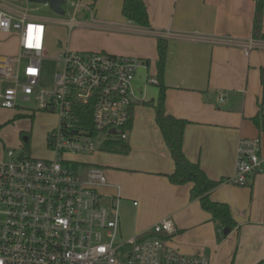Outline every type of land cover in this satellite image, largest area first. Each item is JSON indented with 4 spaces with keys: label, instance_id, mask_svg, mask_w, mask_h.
Wrapping results in <instances>:
<instances>
[{
    "label": "crops",
    "instance_id": "0c3cea01",
    "mask_svg": "<svg viewBox=\"0 0 264 264\" xmlns=\"http://www.w3.org/2000/svg\"><path fill=\"white\" fill-rule=\"evenodd\" d=\"M81 2L79 10L92 20L77 21L89 29L80 46L139 57L148 67L138 71L135 81L143 101L132 108L129 153H111L110 161L98 164L87 158L90 155L74 157L103 168L108 182L121 186L120 215L125 198L136 200L130 209L133 234L148 235L155 223L170 218L176 228L170 242L185 255H204L209 264H264V174L251 176L246 185L227 182L235 173L238 140L256 135L262 140L264 134L252 120L264 115L260 77L264 37L253 36L256 0H144L150 28L123 16V0ZM159 38L168 44L166 112L188 121L184 131L188 159L198 162L210 179L221 181L210 196L231 207L237 225L228 234L198 199H191V183L169 181L175 162L155 109L146 104L159 96V86L151 82L157 80ZM149 84L157 94L149 88L153 94L144 97ZM100 191L107 197L117 193L111 186Z\"/></svg>",
    "mask_w": 264,
    "mask_h": 264
},
{
    "label": "built area",
    "instance_id": "2783aa9c",
    "mask_svg": "<svg viewBox=\"0 0 264 264\" xmlns=\"http://www.w3.org/2000/svg\"><path fill=\"white\" fill-rule=\"evenodd\" d=\"M31 1L0 0V33L18 46L17 55H0V108L54 113L58 123L48 133L53 158L0 143V264H209L206 256L185 255L171 244L170 218L148 235L123 240L121 186L110 184L103 168L74 157L99 151L108 139L127 140L132 108L143 101L135 81L147 62L67 49L52 59L58 69L43 84L47 26L30 13ZM75 6L70 28L81 3ZM256 174H264L262 140L241 137L227 182L246 185ZM103 186L117 193L107 197Z\"/></svg>",
    "mask_w": 264,
    "mask_h": 264
},
{
    "label": "rangeland",
    "instance_id": "374dc122",
    "mask_svg": "<svg viewBox=\"0 0 264 264\" xmlns=\"http://www.w3.org/2000/svg\"><path fill=\"white\" fill-rule=\"evenodd\" d=\"M78 3H82L81 0H67L63 4L65 14L60 15L52 10L50 5H46L42 2H29L31 9L30 13L35 17L46 20L48 36L45 59L42 62L43 84H50L52 82L53 75L58 69V63L52 59L56 58L61 52L67 49L79 52L94 50L86 46H80L83 43L82 41L89 37L87 36V32H89L87 30L89 29L83 28L80 24H76L73 28H70L67 24V22L74 17L76 11L75 4ZM79 9L78 14H76L77 21L92 20L91 17L86 18ZM17 54V39L5 37L0 33V55L9 56ZM149 88L154 90L157 94V88L153 84H149L148 88H144V97L147 94L150 96L151 92L153 94V91L150 92ZM57 123L58 117L54 113L43 111L28 112L22 109L19 111L17 108H0V143L4 144L7 148L21 149V147H23L24 151L26 150L27 153L34 157L53 158L54 154L48 150V133ZM257 137H259V135L248 138ZM262 143L264 145V134H262ZM109 154H111V152H96L87 158L96 164L99 162L106 163L110 161V158L113 156ZM134 201L136 200H134L133 197L125 198V202H123L121 206L122 222L120 227L123 240L135 235L131 232L134 215L132 210H130Z\"/></svg>",
    "mask_w": 264,
    "mask_h": 264
},
{
    "label": "trees",
    "instance_id": "16d2710c",
    "mask_svg": "<svg viewBox=\"0 0 264 264\" xmlns=\"http://www.w3.org/2000/svg\"><path fill=\"white\" fill-rule=\"evenodd\" d=\"M94 2L96 0H93ZM122 14L133 23L150 28L149 17L144 0H123ZM264 1L256 0V10L254 14L253 36L254 38L264 37L263 32ZM167 40L159 38L157 42L158 60L157 85L159 86V96L157 100L146 102L155 109L156 121L169 148L171 156L175 162V170L168 175L169 181L175 185L192 184L190 190L191 199H198L202 208L212 215V220L218 223L223 229L228 227L233 229L237 223L233 217L229 204L211 199V191L221 183L210 179L198 162L188 159L184 151V131L188 124L185 119H180L166 112L164 101L166 86L164 85V73L167 62ZM261 82L264 88V68L260 72ZM254 124L264 131V115L257 114L252 118ZM132 128V118L129 122ZM100 151L117 154H128L130 146L127 140L108 139L100 147ZM85 165H87L85 163ZM223 181V180H222Z\"/></svg>",
    "mask_w": 264,
    "mask_h": 264
},
{
    "label": "water",
    "instance_id": "95a60500",
    "mask_svg": "<svg viewBox=\"0 0 264 264\" xmlns=\"http://www.w3.org/2000/svg\"><path fill=\"white\" fill-rule=\"evenodd\" d=\"M32 1L48 3V5H50L51 9L54 10L56 13H58L60 15H64L65 14V10L63 8V4L67 0H32ZM112 132H114V130H112ZM223 232H224V234H228L230 232V228L225 227L223 229Z\"/></svg>",
    "mask_w": 264,
    "mask_h": 264
}]
</instances>
